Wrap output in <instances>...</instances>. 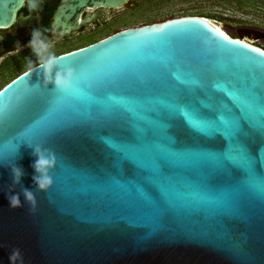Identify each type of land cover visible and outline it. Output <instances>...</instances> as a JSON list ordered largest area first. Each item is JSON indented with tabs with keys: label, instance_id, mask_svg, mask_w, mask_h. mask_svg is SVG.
Masks as SVG:
<instances>
[{
	"label": "water",
	"instance_id": "1",
	"mask_svg": "<svg viewBox=\"0 0 264 264\" xmlns=\"http://www.w3.org/2000/svg\"><path fill=\"white\" fill-rule=\"evenodd\" d=\"M26 1L33 0H0V27L23 18ZM134 4L61 0L55 28L66 34L79 27L85 7ZM60 55L76 69L73 90L84 96L42 82L35 87L42 70L24 72L0 92V264H14L9 257L17 248L23 264H264V195L247 196L233 210L202 200L230 193L239 180L195 155H171L220 147L185 125L181 107L224 133L221 116H241L264 130V51L210 19L184 15L124 28ZM80 57L90 61L83 79ZM108 136L135 144L145 167L119 170ZM29 141L56 153L47 192L33 184ZM250 142L264 173V135ZM162 159L169 167L164 176L155 171ZM11 164L24 169L22 185L36 193L34 213L27 204L9 207ZM149 184L159 202L146 192Z\"/></svg>",
	"mask_w": 264,
	"mask_h": 264
},
{
	"label": "snow or ice",
	"instance_id": "2",
	"mask_svg": "<svg viewBox=\"0 0 264 264\" xmlns=\"http://www.w3.org/2000/svg\"><path fill=\"white\" fill-rule=\"evenodd\" d=\"M217 31L219 30L217 29ZM221 35H223V33H221ZM79 59L81 64V78L83 79L90 61L87 57H80ZM72 92H74V95L77 97L85 95L84 90L80 88L72 90ZM245 103L248 104L250 109L253 107L250 101H245ZM3 110L4 106H0V112ZM131 110L132 109H129V111ZM178 110L185 125L191 131L207 140L218 141L220 147L195 154L172 152L171 155L181 159L190 155H195L198 160L221 167L232 177L239 180L238 185L232 189L230 193L221 197L203 194L200 196L202 200L233 210L237 208L247 196H251L254 193L264 195V173L258 171L255 167L253 146L250 142L253 136L264 135V130H258L251 120L241 116H236L232 119H226L221 116L219 118L221 124L229 130L227 133H224L220 128L215 126L214 121H210L196 112L186 111L182 107ZM172 139L175 141L176 138L174 135ZM106 146L114 154L116 166L119 170L131 169L134 171L138 168L145 167L135 144L117 137L108 136L106 138ZM262 150H264V146L261 147L260 151ZM155 171L161 176L166 175L169 171L167 160L162 159L157 164ZM209 184L213 186L215 184V178H211ZM145 190L146 192H151L149 196L154 201H160L159 192L156 191L151 184H149Z\"/></svg>",
	"mask_w": 264,
	"mask_h": 264
},
{
	"label": "flooded vegetation",
	"instance_id": "3",
	"mask_svg": "<svg viewBox=\"0 0 264 264\" xmlns=\"http://www.w3.org/2000/svg\"><path fill=\"white\" fill-rule=\"evenodd\" d=\"M60 2L61 0H33L31 3L26 1L18 12L24 17H18L12 25L0 27V92L26 71L24 57L30 56L31 52L28 48L21 50L18 44L28 43L33 28L41 27L59 32L55 28V14ZM232 3L231 8L220 6L218 16H215L217 19L209 15L197 16L222 24L224 30L229 23L230 28L235 30L233 34L226 30L229 36L247 41L264 51V0H232ZM118 9H82L79 27L63 34V38L56 45V53H67L97 41L81 43L94 29L104 27L114 19ZM92 15L95 16L94 19L86 21ZM48 34L51 35V32Z\"/></svg>",
	"mask_w": 264,
	"mask_h": 264
},
{
	"label": "clouds",
	"instance_id": "4",
	"mask_svg": "<svg viewBox=\"0 0 264 264\" xmlns=\"http://www.w3.org/2000/svg\"><path fill=\"white\" fill-rule=\"evenodd\" d=\"M51 32V35L48 33ZM63 38V33L56 32L54 29H46L41 27L33 28L31 37L26 45H19L23 48L30 49L31 55L24 57L26 71L25 76L33 75L42 70V80L35 85L38 87L42 82L45 88H49L54 92L70 93L73 90V82L76 78V69L70 65L62 64L63 55H58L55 51L56 45ZM32 148V155L35 157L31 167L34 169L32 176L33 184L36 191L47 192L53 185V177L51 172L56 168L58 160L56 153L41 143L27 142ZM12 184L6 194L9 207L18 209L28 205L30 213L36 211L38 201L36 193L30 189L23 187L22 178L25 175L24 169L15 164H11ZM16 186H20V191L15 190ZM21 196L24 200L21 201ZM9 259L19 264H23V257L20 249H13Z\"/></svg>",
	"mask_w": 264,
	"mask_h": 264
},
{
	"label": "rangeland",
	"instance_id": "5",
	"mask_svg": "<svg viewBox=\"0 0 264 264\" xmlns=\"http://www.w3.org/2000/svg\"><path fill=\"white\" fill-rule=\"evenodd\" d=\"M137 3L131 7H121L117 10L115 18L106 26L93 30L82 42H90L101 39L118 30L136 27L153 22L163 21L169 18L184 15H209L218 16L221 7L231 8L232 0H135ZM226 3V5H224ZM229 3V4H228ZM118 18V19H117ZM217 19V18H215ZM216 22V21H215ZM225 29V28H224ZM226 30L235 33L226 24ZM225 30V31H226ZM226 31V32H227Z\"/></svg>",
	"mask_w": 264,
	"mask_h": 264
},
{
	"label": "bare ground",
	"instance_id": "6",
	"mask_svg": "<svg viewBox=\"0 0 264 264\" xmlns=\"http://www.w3.org/2000/svg\"><path fill=\"white\" fill-rule=\"evenodd\" d=\"M215 22V21H214ZM217 25H218V27L224 32V33H226L227 34V32L222 28V24H218L217 22H215Z\"/></svg>",
	"mask_w": 264,
	"mask_h": 264
}]
</instances>
